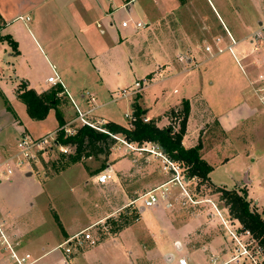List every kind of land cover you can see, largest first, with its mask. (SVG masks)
Returning a JSON list of instances; mask_svg holds the SVG:
<instances>
[{
	"label": "crops",
	"instance_id": "0c3cea01",
	"mask_svg": "<svg viewBox=\"0 0 264 264\" xmlns=\"http://www.w3.org/2000/svg\"><path fill=\"white\" fill-rule=\"evenodd\" d=\"M94 1L79 0L78 3L76 0H0V17L4 23L0 38L11 36L18 44L19 53L13 52L7 55L8 63L12 64L14 74L16 72L15 62L27 65L26 56L32 51L40 52L44 55L47 65L51 67L52 71V74L39 85L38 89L31 85L29 76L21 74L22 72L20 71V75L11 78L14 81L16 99L25 106L28 126L32 125L31 132H33L37 124L44 123L49 117L54 116L53 114L56 117V112L52 110L44 121L33 120L28 114L26 105L18 98L17 90L22 82H25L29 89L36 91L38 94L48 92L52 88L61 87H53L48 83V79L53 76L54 72L62 79L64 84V88L61 87L63 94L68 95L71 101L73 100L83 109L80 106V104L86 103L83 96L85 93H90L96 98L95 109L90 116L94 115L104 122L113 121L96 114V111L102 106L97 104V94L95 92L74 90L72 83L67 79L71 76L69 74L73 72L72 69L68 70L64 65L57 68L52 64L53 62H50L46 50L49 51L54 48V43L52 41H38L31 31L30 23L37 26L46 17L55 21L62 19L63 16L61 18L60 15L65 13L80 12L76 7L81 4L82 12L90 13L91 7H93L95 10L102 12L103 15L110 17L121 9H127L130 16L131 12L134 11L140 18L145 15L149 22L155 25L158 23V19L160 21L161 14H164V16L169 15L176 12L177 8H189L193 3V0L188 4L186 0H150L143 4L139 3L140 0ZM166 1H168L169 6L166 5ZM209 3L215 12L218 13L212 0H209ZM219 3L224 14L231 12L228 10L226 0H220ZM108 7L110 10H107ZM232 12H234L233 7ZM43 13H48L50 16L43 15ZM234 13L240 15L238 28L250 31L253 25L257 23L259 25L258 30L247 35L246 38L240 39L239 35L241 34L239 33L238 35L235 32V28L234 30L229 28V19L225 20L226 18L218 16L224 25L226 33L217 32L215 36H212L211 41L215 44L214 46L207 44L208 47L213 48L211 52L206 51L210 55L206 57L204 62L199 63L197 61L189 47L191 41H168L161 46V50L152 59V70L146 78L148 85L144 91L136 97H128L118 101L113 99V95L117 92L113 91L111 92V102L117 103L122 100L134 99L133 105L136 101L138 102L149 122H155L159 128L164 129L168 128L172 113L178 110L182 111L184 103L187 101L190 106V114L182 144L186 149L197 147L199 144L202 145L200 155L213 167V171L209 175L208 184L216 188L246 191L248 199L262 211L264 217V154L262 155V205L258 199H253L254 184L253 180L250 179L249 172H246L245 178L241 180L231 175L230 182L234 185L232 188L227 185L229 181L226 180L227 182L220 183L213 178L217 169L222 167L229 168L230 162L234 159V156L227 157L225 154L222 156L219 154L223 147L228 146L232 142L231 137L234 138L233 134H237L249 121L254 127L258 126L254 120L258 113L249 106L246 98H244L245 91L249 90L250 95L264 106V93H262V89H264V65H262V61L259 62V66H256L255 63L249 62L252 59H249L248 55L240 57L237 55V48L240 43L242 44L241 41H256V38H261L264 35V26L260 21L262 17V0H247V3L242 4L241 9H236ZM123 22H129L127 27L122 26L123 28H129L130 22H133V20L130 18V20H124ZM138 22L142 23L144 27L146 26L142 20ZM231 22L233 23L234 20ZM22 26L24 27L23 29ZM205 30L209 32L211 30L210 26H200V31L203 32ZM102 34L105 35V30H102ZM253 35L254 38L250 39ZM231 41L240 42H236L234 46ZM7 44L9 43L0 39V53L3 51L8 53ZM229 47H232L233 51H230ZM10 48L12 47L10 46ZM219 50H222V52L220 53ZM235 67L241 70L247 80V87L245 85L244 89L242 88L240 96H237L238 92H236L239 83L234 79ZM3 81L5 80L2 78V70L0 68V85ZM151 89L153 97L149 105L147 101H150L151 98H149L147 93ZM78 95L81 96L80 99H77ZM241 98H243V102H241ZM7 103L9 101L5 99L4 106L0 107V147L11 152L15 151L17 140L12 141L9 135L4 136L3 132L6 128L24 127V130L20 132L30 136L31 134L27 132L29 131L28 126L23 125L21 119L8 108ZM229 103L231 104L224 109L225 104ZM72 106L70 107L68 104V106L59 105L58 107L63 113L66 125L76 118L73 102ZM87 106L88 109L83 110H89L90 106ZM126 115L133 116V113ZM56 122L57 125L54 130L46 131L40 129L38 134H34V136L41 137L56 131L59 129L57 118ZM130 123L122 126L128 127ZM118 151L127 152L126 148L119 146ZM114 152L115 150L110 155V158L116 155ZM213 158L216 159L214 165L212 164ZM125 162L126 158L119 160L111 167L109 166L110 169L108 171L112 172L114 183L110 181L103 185L99 184L102 190L100 196L110 206L107 212L101 217L85 223L80 222L78 219L73 220V226L71 227L66 226L57 213L55 215L61 231L57 229L58 231L54 234L44 233L43 230L47 222L43 215L46 211H55L54 208L50 205L46 207L39 205L37 202L42 196H47L48 199L52 197L48 192L49 185L46 183L34 185L27 181V179L32 177L33 174L30 171L36 163L32 165V168L29 167L25 170L17 171L10 180L1 181L0 264H17L15 257L23 258L27 255L31 256V262L34 264H140L138 259L134 261V252L128 247L126 241L134 233L130 231L133 225L120 229L116 233L106 235L101 240L96 238L94 246L88 241H83L81 247L72 248V254L69 259L65 252V242L67 240L87 229H94L99 225H104L111 218H117L118 215L115 212L119 209L116 208L117 206L121 207V205L128 203L133 204L134 201L129 198L131 197L130 193L123 190V185L121 184L120 187L116 185L117 182L125 181L124 176L129 173V168L124 165ZM195 182L198 183L199 180L197 179ZM193 196L195 203L187 200L184 205L182 199L174 200L171 207H168V205L163 206L162 213L150 215L151 218L148 224L153 232L151 233L150 241L145 247V258L148 260V264L152 262L155 253L159 259H162L164 264H172L177 258L173 251L178 254H184L192 264H213L214 258H218L217 261L221 264L229 258L231 243L220 221L217 218H212L210 213L214 210L207 201H204L205 199L199 198V200H196ZM116 199L119 200L117 203ZM212 201L217 203L223 212H226L227 209H225V206L222 207L221 201L219 202L217 199ZM195 206H200L201 208L203 206L205 212L198 210ZM188 207L197 210H189L187 209ZM108 243L113 244L116 254L119 253L122 261L118 259V256H115L114 260L111 257H106L109 260L104 263L92 262L91 258L94 254L91 253L97 248L102 252L106 251L108 255V251L111 249V247H107V250H105ZM161 250H164V253ZM180 259H184V257Z\"/></svg>",
	"mask_w": 264,
	"mask_h": 264
},
{
	"label": "rangeland",
	"instance_id": "374dc122",
	"mask_svg": "<svg viewBox=\"0 0 264 264\" xmlns=\"http://www.w3.org/2000/svg\"><path fill=\"white\" fill-rule=\"evenodd\" d=\"M148 1L150 0H140L139 3L143 4ZM219 1L212 0L218 13L215 12L209 0H193L192 6L189 8H177L176 12L165 16L161 14L160 21L158 19V23L155 25L149 22V19L145 15H142L140 18L134 11L131 12L130 16L127 9H121L110 17L103 15L102 12H99L97 9L95 10L93 7H91L90 13L86 11L82 12L81 4H78L76 8L80 12L75 11L73 14L65 13L64 15H60V17L63 16V18L61 17L62 19L56 21L46 17L37 26L30 23V28L38 41H52L54 43V48L49 51L46 50L49 60L57 68L64 65L68 70L72 69L73 72L69 74L71 76L67 79L70 80L75 91L84 90L86 92L88 90L97 94V104L102 107L96 111V114L117 124L126 125L131 122V118L127 117L126 114L133 113L134 99L113 103L111 102V92L130 88L136 81L146 79L152 70V59L161 50L162 45L168 41H191L189 47L197 61L202 63L210 55L206 52L207 44H212L213 46L215 44L211 41L212 36H215L217 32L226 33L224 25L218 16L226 18L225 20L229 19V28H233L232 30L235 28V32L238 35L239 33L241 34L239 35L240 39L246 38L247 35L258 30L259 25L257 23L253 25L250 31L238 28L240 24L238 18L240 15L234 12L238 8L241 9L242 4L247 3V0H226L228 10L231 11L227 14H224ZM76 2L79 3V0H76ZM186 2L188 4L191 0H186ZM165 3L169 6L168 1ZM232 7L234 12H232ZM107 10H110V8L108 7ZM43 15L50 16L48 13H43ZM130 18H132L133 22H130L129 28H123V21L130 20ZM140 20L146 26L137 29L135 24ZM232 20H234L233 23L231 22ZM260 21L264 26V0H262V17ZM202 25L210 26L211 30L209 32L207 30L200 31V26ZM102 30H105V35L102 34ZM253 38L254 35L250 39ZM30 40L33 41L31 38ZM241 42L242 44L240 43L237 48V55L239 57L248 55L249 59H252L249 62L259 66V62L262 61V65H264V35L261 38H256V41ZM6 47L8 53L4 51L0 53V68L2 70V78L5 80L0 85V107L4 106V101L7 99L9 101L7 103L8 108L21 119L24 126H28L25 106L16 99L14 81L11 78L17 77L22 72L21 74L29 76L31 85L38 89L39 85L52 74L51 67L47 65L48 63L44 55L40 52L36 53L32 51L26 56L28 60L27 65L15 62V71L17 73L15 72L14 74L12 64L8 63L9 59L7 58V55L13 53L14 50L10 48L9 44ZM249 62L246 61L247 64ZM26 69L27 71H25ZM234 79L239 83L236 92H238L237 96H240L239 94L245 85L247 87V80L238 67H235ZM151 91L152 89L147 93L149 98H151L150 101H147L149 105L153 97ZM80 95H78L77 99L81 98ZM244 98H246L249 106L254 108L258 113L254 119L258 126L254 127L251 121H249L237 134H233L234 138L231 137L232 142L228 146L223 147L219 154L220 156L225 154L227 157L234 156V159L230 162L229 168L222 167L217 169L213 178L216 182L220 183L226 180L229 181L227 185L232 188L234 185L230 182L231 175L241 180L245 178V173L249 172L250 179L253 180L254 184L253 199H258L262 205L264 106L250 95L249 90L245 91ZM241 102H243V98H241ZM68 104L70 107H73L70 97L63 94L60 106H68ZM230 104H225L224 109ZM80 106L83 109H88L85 102L84 104H80ZM53 115L44 123L37 124V129L34 128L33 132H31L32 125L28 126L29 131L27 132L31 136H34V134H38L40 129L46 131L54 130L57 122L55 114ZM170 118L168 127L175 125L176 130L180 129L181 111H174ZM176 118L178 119V123L175 120ZM88 121L98 126H101L99 125L101 122L103 123L101 127L110 123L104 122L94 115H89ZM82 125L81 122L75 121L69 124L68 128L77 132ZM18 129L20 130L18 131ZM23 130L24 127H8L4 130L3 134L4 136L9 135L12 141H16L24 134L20 132ZM115 139L117 143L112 147L111 151L115 150L114 153L116 155L111 156V158L105 155L84 158L80 163L60 172V168L68 162L71 149L70 152L65 153L59 147H53L39 158L36 164L33 165V168L31 167L30 172L33 175L27 181L34 185L46 183L49 185L48 192L52 196L49 199L47 196L40 197L37 200L38 204L45 207L50 205L55 210L46 211L43 215L47 221L43 227L44 233L54 234L58 230L61 231L60 224L55 215L57 213L65 225L71 227L73 226V220L78 219L80 222L85 223L99 218L107 212L110 206L100 196L102 190L97 178L119 160L126 158L124 165L129 168V173L124 176L125 181L121 183L117 182L116 185L120 187L122 184L123 190L130 193L131 197L129 198L133 201L172 178V173L165 169V166L169 167V165L164 162V159L158 158L149 152L155 144H136L130 147L122 136H118ZM118 146L126 148L127 152L118 151ZM215 161L216 159L213 158V165ZM111 182H115L114 178ZM189 190L191 196L194 195L193 197L196 200L202 198L206 202L217 199L219 202H222V207L225 206V201L221 200L222 193L219 192V189L210 186L208 183L201 182L200 180L198 183L193 181L189 186ZM118 201L116 199V203ZM248 201L250 202L251 209L256 210L263 217L262 211L252 201L249 199ZM163 206L159 205L153 209L144 210L141 208V201L135 204L128 203L121 205V207L117 206L116 208H119L115 211L118 215L117 218H111L104 225L90 229L89 233H91L95 240L96 238L101 240L106 235L116 233L120 229L133 225L130 231L134 233L131 238L126 239L128 247L134 252V261L138 259V263L148 264V260L145 258V247L148 241H150L151 233L153 232L148 222L151 218L150 215L162 213ZM195 207L205 212L203 206L202 208L200 206ZM187 209L197 210L189 207ZM107 247H111L108 255L106 251L102 252L97 248L91 253L94 254L91 261L104 263L109 260L106 257H111L114 260L115 256H118V259L122 261L119 253L116 254L113 244H106L105 250H107ZM161 251L164 253V250ZM173 253L177 258L172 264H179V259L182 257H184L188 264H192L184 254H178L175 251ZM149 264L164 263L155 253L152 262Z\"/></svg>",
	"mask_w": 264,
	"mask_h": 264
},
{
	"label": "built area",
	"instance_id": "2783aa9c",
	"mask_svg": "<svg viewBox=\"0 0 264 264\" xmlns=\"http://www.w3.org/2000/svg\"><path fill=\"white\" fill-rule=\"evenodd\" d=\"M128 24L129 22H123L122 26L127 27ZM135 26L136 28L144 27V25L140 22L136 23ZM231 42L232 45L236 44L235 41ZM232 47H229L230 51H233ZM206 51L211 52L212 48L207 47ZM219 52L221 53L222 50H219ZM48 83L53 87L61 86L64 88L62 79L56 72H54L53 76L48 79ZM147 85V79L136 81L132 87L115 92L113 99L118 101L128 97H136L144 91ZM262 93H264V89H262ZM83 97L86 100L87 105L90 106V109L83 110L72 100L76 111V118L72 122L78 121L83 124L81 127L86 126L96 131L107 133L104 127H101L103 123L100 122L99 125L101 126H98L93 122L88 121V116L95 109L94 104L96 98L90 93H85ZM91 105L93 106L91 107ZM126 116L133 120V116ZM175 120L177 121L178 119L176 118ZM143 121L145 123L149 122L146 117H144ZM69 124L41 137H32L27 134H22V136L17 139L15 151L10 152L9 150L0 147V182L10 180L17 171L32 167V165L36 163L40 157L46 154L53 147H59L65 153L70 152V148L64 147L58 143V137L62 131L67 137L74 136L77 133L75 130L68 128ZM172 128L176 132L179 130H176L177 128L175 125H173ZM114 138L117 137L114 136ZM128 145L133 147V144L128 143ZM149 152L158 158L164 159V162L169 165V167L166 165L165 169L172 173V178L168 182L143 194L139 199L135 200L133 204L141 201V208L153 209L159 205H168V207H171L172 202L178 199H182L184 205L187 200L191 203H195L189 192V186L193 181L195 182L197 178H192L190 180L186 176L185 169L170 161L158 145H155L151 150H149ZM97 179L99 184H106L113 180L112 172L106 170L102 172ZM207 203L210 204L214 210L210 213L212 218H217L220 221V224L231 243L229 258L221 264H264V242L257 238L250 230L246 229L238 219L234 218L226 206L225 209L227 210L226 212H223L220 206L214 201H207ZM262 218L264 220V217ZM90 229L75 235L72 239L65 242V252L68 259L72 254V248L81 247L83 245V241L90 242L92 246L96 244L95 239L91 233H89ZM217 259L218 258L213 259V264H219ZM15 260L17 264H34L31 262L30 255L23 258L15 257ZM179 263L188 264L185 259H180Z\"/></svg>",
	"mask_w": 264,
	"mask_h": 264
},
{
	"label": "trees",
	"instance_id": "16d2710c",
	"mask_svg": "<svg viewBox=\"0 0 264 264\" xmlns=\"http://www.w3.org/2000/svg\"><path fill=\"white\" fill-rule=\"evenodd\" d=\"M4 23L0 17V32ZM6 41L18 54V44L11 36L0 38ZM63 89L52 88L48 92L38 94L29 89L25 82H22L17 90L18 98L26 105L29 116L35 121H44L52 110L56 112L59 128L66 125L63 113L58 109L61 103ZM190 114V106L186 101L181 111V127L178 132L172 127L161 129L155 122L145 123L143 121L144 110L136 101L133 105V120L128 127L110 122L104 126L107 133L96 131L89 127H80L74 136H65L62 131L58 137V143L71 149V153L60 172L80 163L84 158L105 155L110 157L112 147L117 143L115 137L122 136L129 144H155L158 145L170 161L179 164L185 169L187 177L191 180L197 178L201 182L208 183L209 175L213 171L200 155L202 145L186 149L182 142L186 133L187 121ZM222 193V201L229 209L231 215L238 219L246 229L250 230L257 238L264 242V220L261 215L251 209L247 192L244 190H227L217 188Z\"/></svg>",
	"mask_w": 264,
	"mask_h": 264
},
{
	"label": "water",
	"instance_id": "95a60500",
	"mask_svg": "<svg viewBox=\"0 0 264 264\" xmlns=\"http://www.w3.org/2000/svg\"><path fill=\"white\" fill-rule=\"evenodd\" d=\"M110 169V168H109Z\"/></svg>",
	"mask_w": 264,
	"mask_h": 264
}]
</instances>
